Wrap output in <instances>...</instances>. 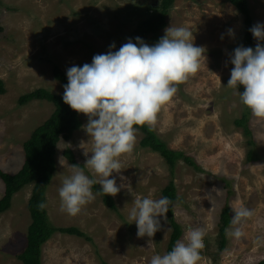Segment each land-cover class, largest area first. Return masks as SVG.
Listing matches in <instances>:
<instances>
[{
    "label": "rangeland",
    "instance_id": "1",
    "mask_svg": "<svg viewBox=\"0 0 264 264\" xmlns=\"http://www.w3.org/2000/svg\"><path fill=\"white\" fill-rule=\"evenodd\" d=\"M162 0H2L0 4V79L6 93L0 94V169L16 174L25 161L24 144L36 128L48 120L55 107L47 101L21 105L22 96L38 89L63 96L64 84L54 77L55 67L67 68L91 63L96 54L116 49L123 38L136 32L140 23L159 7ZM255 25L264 23V0H247ZM137 9H139L137 13ZM245 15L229 0H175L166 24L184 26L194 35L196 46L207 49L206 61L198 72L177 85L171 101L157 113L155 133L167 146L185 153L201 170L179 160L174 174L165 159L141 146L144 134L137 130L131 153L120 160L128 188L112 196L118 210H111L103 195L91 188L95 199L75 216L61 211L58 189L72 172L73 164L64 152L71 149L90 178L99 179L84 166V151L92 141L83 130L71 140H61L56 153V172L46 191V208L56 227H77L89 238L56 233L43 246L42 264H149L151 256L165 254L173 233L170 218H161V231L138 238L128 210L136 197L159 199L162 190L174 182L177 196L173 218L182 226L204 230V248L199 264H260L264 261V118L255 117L239 100L238 90L227 87L233 65L229 56L244 46ZM235 33L234 38L228 30ZM150 37L152 34L149 35ZM223 37V39L221 38ZM152 45L150 40L146 42ZM257 41L254 39V44ZM249 113L251 135L235 124ZM83 125L88 118L82 114ZM250 140L253 144H250ZM253 151L254 160L249 159ZM111 178V177H110ZM101 187V186H100ZM33 184L13 197L10 210L0 215V264H23L18 259L27 246L32 218L28 209ZM5 185L0 178V200ZM245 206L252 216L242 224L240 238L227 236L220 250L219 230L226 207ZM231 227V224L228 228Z\"/></svg>",
    "mask_w": 264,
    "mask_h": 264
},
{
    "label": "clouds",
    "instance_id": "2",
    "mask_svg": "<svg viewBox=\"0 0 264 264\" xmlns=\"http://www.w3.org/2000/svg\"><path fill=\"white\" fill-rule=\"evenodd\" d=\"M249 31L257 43L254 48L238 46L230 54L229 62L234 67L226 86L238 90L241 104L255 117L264 118V23H256ZM228 35L234 38L235 33L229 29ZM194 39L190 29L171 23L152 45L140 37L135 42L129 38L118 50L113 43L106 53L94 55L91 63L67 68L62 100L88 118L82 127L93 147L90 156L84 151V166L99 179L72 165L71 174L58 189L61 211L79 214L95 199L91 190L94 184L101 186L99 192L111 196L128 188L127 177L120 175L118 185L113 173H121L120 158L134 150L137 128L151 129L161 107L176 94L177 85L198 72L201 61L207 59L206 47L196 46ZM241 86L243 91L239 90ZM171 204L168 197L133 200L128 220L135 223L138 238H149L148 248L151 238L161 231V218L167 219ZM37 208L43 211L46 204L40 202ZM232 213L231 227L225 234L238 239L243 235V222L253 213L245 206L232 208ZM204 235L202 228L189 226L171 251L151 256L149 264H199Z\"/></svg>",
    "mask_w": 264,
    "mask_h": 264
},
{
    "label": "trees",
    "instance_id": "3",
    "mask_svg": "<svg viewBox=\"0 0 264 264\" xmlns=\"http://www.w3.org/2000/svg\"><path fill=\"white\" fill-rule=\"evenodd\" d=\"M174 1L175 0H162L157 8H153V6L150 5L148 14L150 10H156V12L152 15L150 14L143 22H141L136 32L124 37L123 44L126 43L129 38H132L133 42H135L136 37L142 38L145 42L150 40L151 44L156 43L159 40L158 33L164 28L166 17ZM229 1L246 17L247 35L244 46L254 48V37L249 31L253 24L249 16L247 0ZM1 2L2 0H0V4ZM138 11L139 9H137V13ZM2 32L3 28L0 26V34ZM150 34H152L151 37L149 36ZM54 77L64 85L68 82L65 72L59 67H55ZM239 90L243 91V86H241ZM5 93V83L0 79V94ZM34 101H47L52 103L55 110L50 118L36 128L32 133L31 138L25 142V161L21 169L16 174H9L0 169V178L5 185L4 196L0 200V215L10 210L13 197L16 193H19L24 187L33 184V192L28 202V209L32 222L28 229L27 246L25 250L18 255V259L21 260L23 264H42L43 246L56 233L84 237L89 240L85 233L77 227L62 228L54 226L50 221L47 208L43 211H40L37 208V205L40 202L47 204L46 191L56 172L55 162L58 145L61 140H71L74 133L82 128V114L77 113L72 110L69 105L65 104L62 100V96L56 95L45 89L35 90L34 92L22 96L19 100L21 105H26ZM248 115L249 113H245L241 119L235 121V124L238 127L244 128L247 135H251V131L247 124ZM137 130L144 134L141 146L159 153L170 166L171 174H174V170L179 160H184L189 166L196 170H201L200 166L192 157L183 152L170 149L155 133L154 128L150 129L148 126H143L138 127ZM250 144H253L252 140H250ZM64 155L71 164L83 167V165L76 160V156L71 149H66ZM248 157L250 160L255 159L253 151L249 153ZM92 187L94 191L103 195V201L108 208L115 211L118 210L117 204L111 195H105L104 193L99 192L100 185L94 184ZM176 192L177 189L173 181L162 190V197H168L172 201L167 213L173 227L168 252L172 250L176 241L180 240L183 235L182 226L173 218V204L181 199L177 196ZM230 212V208L226 207L222 213V225L219 230L220 250H224L226 247L227 236L225 234V229L231 224ZM260 264H264V261L260 262Z\"/></svg>",
    "mask_w": 264,
    "mask_h": 264
}]
</instances>
